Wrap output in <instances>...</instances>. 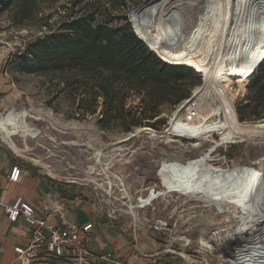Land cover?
<instances>
[{
	"label": "rangeland",
	"instance_id": "obj_1",
	"mask_svg": "<svg viewBox=\"0 0 264 264\" xmlns=\"http://www.w3.org/2000/svg\"><path fill=\"white\" fill-rule=\"evenodd\" d=\"M243 2L254 14L264 12V0L239 1ZM217 5L218 0H211L204 7L206 31L217 15ZM38 6L36 15L22 26L12 23L10 9L0 10V109L6 113L0 121V141L17 153L19 160L53 180L70 182L74 190L88 191L106 213L115 210V220L127 223L130 231L136 230L138 240L158 242L157 251L181 231L189 232L194 242L214 241L222 247L224 239L218 229L222 226V210L209 204L204 194L211 193L209 185L228 179L247 188L264 182V136L258 135V123L264 118L241 122L235 112V102L245 92L246 78L229 76L226 98L231 122L244 133L231 139L218 137L227 126L221 96L212 88L203 90V74L185 57L162 49V36L142 20L146 13L165 8V1L99 0L94 7L105 8L110 15L124 14L160 57L194 66L200 75L189 100L163 107L161 116L166 123L160 129H102L96 124V116H78L75 104L68 93L60 91L62 85L53 74L21 70L20 60L28 58L27 44L56 28L71 12L69 0H48ZM227 40L228 36L223 37L221 49ZM263 48L264 43L257 52ZM242 49L240 40L227 52L226 64L233 68L238 65ZM257 52L247 56L246 71L260 60L255 62ZM203 92V98H199ZM137 102L132 97L128 105ZM161 222L165 228L159 231L155 226ZM250 235L247 231L240 234ZM249 243V252L264 254V241ZM174 256L176 264H188ZM255 264H264V258Z\"/></svg>",
	"mask_w": 264,
	"mask_h": 264
},
{
	"label": "trees",
	"instance_id": "obj_2",
	"mask_svg": "<svg viewBox=\"0 0 264 264\" xmlns=\"http://www.w3.org/2000/svg\"><path fill=\"white\" fill-rule=\"evenodd\" d=\"M45 1L0 0V10L10 9L12 23L22 26ZM98 1L69 0L71 12L56 28L27 44L28 58L20 60L19 66L25 72L53 74L78 116H96L102 129H160L166 123L163 107L189 98L200 75L191 66L160 57L138 35L133 22L124 14L110 15L105 8L94 7ZM263 54L264 48L255 55V62L260 59L255 67L241 76L246 78L245 92L235 102L241 122L264 118ZM132 97L138 102L128 105Z\"/></svg>",
	"mask_w": 264,
	"mask_h": 264
},
{
	"label": "bare ground",
	"instance_id": "obj_3",
	"mask_svg": "<svg viewBox=\"0 0 264 264\" xmlns=\"http://www.w3.org/2000/svg\"><path fill=\"white\" fill-rule=\"evenodd\" d=\"M164 1L165 8L146 13L142 20L147 27L162 36V49L185 57L203 74L201 84L203 90L212 88L217 91V96H221L220 106L227 119L225 123L227 126L218 137L227 139L242 137L244 132L231 122V114L226 106L231 81L229 76H241L247 72L245 67L247 56L256 52L264 42V12L252 13L246 9L245 2L239 3L240 0H218L217 15L210 29L206 31L204 7L211 0ZM227 36L224 49H221V41ZM240 40L243 42L240 63L233 68L226 64L227 52ZM209 58L212 59L211 62L208 61ZM204 61L206 63L202 64ZM194 66L191 67L194 69ZM203 96L204 92L199 98ZM258 127L261 129L258 135L263 137L264 122L258 123ZM209 187L211 193H204L209 204L218 206L219 212L222 210V226L218 228L220 237L238 243L239 249L249 250L251 248L249 241L263 242L264 182L246 188L241 186L240 182L227 179L214 182ZM246 231L251 235L240 236L241 232ZM233 258L230 260L235 261Z\"/></svg>",
	"mask_w": 264,
	"mask_h": 264
},
{
	"label": "crops",
	"instance_id": "obj_4",
	"mask_svg": "<svg viewBox=\"0 0 264 264\" xmlns=\"http://www.w3.org/2000/svg\"><path fill=\"white\" fill-rule=\"evenodd\" d=\"M5 109H0V121L6 116ZM4 114V115H3ZM18 165L20 174L16 181L8 179L11 167ZM42 170L18 159L15 153L4 142L0 141V264H29L17 258L15 246H23L29 239L30 227L22 218L10 221L4 211V205L10 204L18 196L30 203L38 216H42V205L55 206V199L62 202L66 217L77 223L91 222L90 250L93 253L110 251L113 256L128 263L145 262L143 254L157 251L159 243L137 239L136 230L130 231L127 223L109 216L101 204L91 198L88 191L74 190L70 182L55 181ZM264 258L256 255L248 260L255 264ZM176 257L163 255L159 264H176ZM247 262H243L245 264ZM92 264H113L112 261L96 259ZM240 264V263H239Z\"/></svg>",
	"mask_w": 264,
	"mask_h": 264
},
{
	"label": "built area",
	"instance_id": "obj_5",
	"mask_svg": "<svg viewBox=\"0 0 264 264\" xmlns=\"http://www.w3.org/2000/svg\"><path fill=\"white\" fill-rule=\"evenodd\" d=\"M185 99L184 101L189 100ZM183 102V101H182ZM190 117V114H187ZM20 174V167H11L8 179L16 181ZM43 215L38 216L34 207L18 196L10 204L4 205L7 218L15 222L22 217L29 225V239L23 246H15L14 251L20 260L29 264H92L96 259L112 261L113 264H159L160 257L176 255L190 264H242L257 253L248 249L238 248V243L224 239L222 247H217L214 241L194 242L190 233L181 231L178 237L171 238L164 243V248L152 254H143L148 259L145 262L128 263L116 259L110 251L93 253L90 250V234L93 224L77 223L66 217L62 202L55 199V206L48 203L42 205ZM114 217L115 210L108 212ZM164 223L156 224L155 229L161 231ZM169 242V244L167 243ZM236 257L235 261H231Z\"/></svg>",
	"mask_w": 264,
	"mask_h": 264
},
{
	"label": "water",
	"instance_id": "obj_6",
	"mask_svg": "<svg viewBox=\"0 0 264 264\" xmlns=\"http://www.w3.org/2000/svg\"><path fill=\"white\" fill-rule=\"evenodd\" d=\"M139 35V34H138ZM141 37V36H140ZM143 39V38H142ZM145 41V40H144ZM150 49H152V48H150ZM153 50V49H152ZM153 51H155V50H153ZM156 52V51H155ZM158 53V52H157ZM264 55V54H263ZM194 69H196V68H194Z\"/></svg>",
	"mask_w": 264,
	"mask_h": 264
}]
</instances>
